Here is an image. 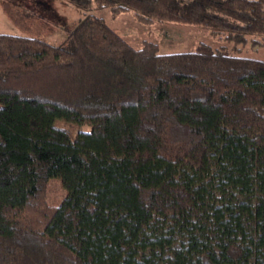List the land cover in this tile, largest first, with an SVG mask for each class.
<instances>
[{"label": "trees", "instance_id": "1", "mask_svg": "<svg viewBox=\"0 0 264 264\" xmlns=\"http://www.w3.org/2000/svg\"><path fill=\"white\" fill-rule=\"evenodd\" d=\"M67 1L227 44L0 33V264H264V0Z\"/></svg>", "mask_w": 264, "mask_h": 264}, {"label": "rangeland", "instance_id": "2", "mask_svg": "<svg viewBox=\"0 0 264 264\" xmlns=\"http://www.w3.org/2000/svg\"><path fill=\"white\" fill-rule=\"evenodd\" d=\"M209 11L224 14L215 6H210ZM85 15L102 17L114 31L136 48L143 39L156 42L160 52L189 51L200 41L215 47L226 43L211 36L208 29L200 25L161 21L140 23L131 11L122 12L113 18L108 7L93 6L88 10H80L67 0H0V33L33 36L61 44L67 29L72 28ZM256 39V44L247 43L234 52L264 60V35ZM82 129L89 130L90 127L85 125ZM48 190V199L52 203L59 201L64 194L63 188L56 181L49 183Z\"/></svg>", "mask_w": 264, "mask_h": 264}]
</instances>
